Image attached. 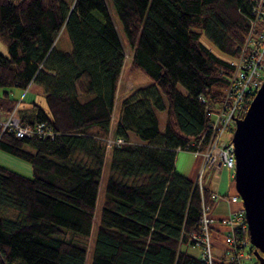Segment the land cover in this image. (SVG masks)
I'll use <instances>...</instances> for the list:
<instances>
[{
	"label": "trees",
	"instance_id": "1",
	"mask_svg": "<svg viewBox=\"0 0 264 264\" xmlns=\"http://www.w3.org/2000/svg\"><path fill=\"white\" fill-rule=\"evenodd\" d=\"M251 2L110 0L130 66L149 82L121 100L110 132L124 51L106 1L0 0V114L18 103L11 89L33 84L45 107L33 102L18 119L52 130L26 139L0 132V151L31 168L26 177L0 165V264H85L88 251L90 264H205L185 248H197L201 203L211 211L215 202L211 172L200 193L174 163L200 139L205 150L209 113L234 71L199 36L234 60L253 20ZM62 35L66 50L57 44ZM108 138L123 142L107 149Z\"/></svg>",
	"mask_w": 264,
	"mask_h": 264
},
{
	"label": "built area",
	"instance_id": "2",
	"mask_svg": "<svg viewBox=\"0 0 264 264\" xmlns=\"http://www.w3.org/2000/svg\"><path fill=\"white\" fill-rule=\"evenodd\" d=\"M252 15L249 30L241 46L239 55L232 61L234 67L233 74L229 81V86L225 91L224 99L220 105L213 108L209 113V140L205 150L200 151L201 139L197 143H191L194 147L195 155H202L203 164L197 172L195 183L201 193L204 172L210 171L211 175L216 174L220 168L234 170V152L230 141H221V135L232 133L234 129L233 119L240 118V114L245 111V100L254 96L264 79V0H252ZM250 101V100H249ZM17 106L10 112L0 117V132L10 131L17 138H49L52 137V130L46 123L38 122L34 124L22 123L15 115ZM247 107V106H246ZM121 139H106V148L110 145H121ZM210 199L218 200V194L211 193ZM229 200L239 202L240 208L234 211L224 222L229 226L227 234V246L220 254L221 264H252L253 254L249 250L254 248L249 242L247 226L245 223L244 211L237 194L231 196ZM208 205L201 203V216L199 220L200 234L193 235L194 247L199 248L200 258L205 264H212L214 256L211 249L210 231L213 224L209 216Z\"/></svg>",
	"mask_w": 264,
	"mask_h": 264
},
{
	"label": "water",
	"instance_id": "3",
	"mask_svg": "<svg viewBox=\"0 0 264 264\" xmlns=\"http://www.w3.org/2000/svg\"><path fill=\"white\" fill-rule=\"evenodd\" d=\"M233 184L257 264H264V79L241 118L233 119Z\"/></svg>",
	"mask_w": 264,
	"mask_h": 264
},
{
	"label": "rangeland",
	"instance_id": "4",
	"mask_svg": "<svg viewBox=\"0 0 264 264\" xmlns=\"http://www.w3.org/2000/svg\"><path fill=\"white\" fill-rule=\"evenodd\" d=\"M105 1H106V5L108 8L107 10L110 14L114 28L117 32L119 39H120L119 41H121V43H122L123 51H124V63H123L122 69L120 71L119 82H117L118 87H117L116 96H115V103H114L115 106H114V111H113V116H112V122L110 124L112 126L114 119H116V117L119 114L121 100L124 97L131 94L132 92H134L137 88L142 87L144 85H147L149 82L143 76V74H141L139 71L131 68L130 60H131L132 50L127 45V42H126L125 37H124L122 26H121L120 22L117 20L116 15L114 14L110 0H105ZM199 37H200L199 41L205 47H207L214 55H216L217 57H220L224 60H227V61H230V60L233 61L231 58L220 53L218 51V49L205 37L204 34H201V36H199ZM57 44L62 49L66 50L69 48V43H68L67 37L65 35L60 36ZM177 89L179 91H183V90H181V88L179 86L177 87ZM0 93H1V90H0ZM23 94H24V89L23 90L11 89V92H10L11 98L16 99L18 102L20 101V97ZM34 101L37 105H40V106H42L44 103L40 94H37V93L34 96ZM17 111L18 110L16 109V111H15L16 116H17ZM0 115H2L0 117H3L5 114H0ZM164 118H165L164 112L158 113L159 129L161 130V132L164 128ZM231 136H232V133H224L220 136L221 141H224V142L230 141L229 139H231ZM107 149H109V147H107ZM197 159H198V156H196L195 153L188 152V151L176 152V158H175V160H176V163H175L176 164V166H175L176 171L181 172V173L182 172L185 173V170H187V168L193 162L195 163V160H197ZM0 165L7 167L13 171H16L19 174H22L26 177L31 176V171H30L31 168L26 162L21 161L20 159H17L11 155H8L2 151H0ZM216 173H218V172H216ZM106 175H107V170L104 168V170L102 172V177H101V186L103 185L104 177H106ZM213 175H215V174H212V176ZM208 180H209V182H208L209 187L212 189H215V190L218 189L217 194L220 193L218 195V200H215V202L213 203L214 206L209 213V216L213 219V224H211V225L214 228V227H216L215 224H217L220 219H227L230 216L229 212L231 210H230L229 204L226 201V198H224L222 196L225 194L224 192H226V183H225L224 178L221 177L220 178L221 181H214L211 177H209ZM101 186H100V191L98 193V197L96 200V209H94L95 210L94 219H93L91 234H90L89 242H88L89 243L88 244L89 250H91V245L93 244V241H94L96 223L98 222L97 219H99V211H100L102 192H103V190H102L103 186L102 187ZM232 187H233V184H232ZM215 215H217V216H215ZM210 235H211V237H210L211 245L210 246L212 249V253H214V249H213L214 238H215L214 235H216V234L214 233V231H212V234H210ZM226 246L227 245L225 244V247L222 249V251L226 249ZM185 250L189 255H192L194 257L200 256V250L198 248L187 247V248H185ZM85 264H90V252L89 251H88L87 256H86Z\"/></svg>",
	"mask_w": 264,
	"mask_h": 264
},
{
	"label": "crops",
	"instance_id": "5",
	"mask_svg": "<svg viewBox=\"0 0 264 264\" xmlns=\"http://www.w3.org/2000/svg\"><path fill=\"white\" fill-rule=\"evenodd\" d=\"M1 44V43H0ZM2 46V47H1ZM0 54L2 55H5L6 54V49L5 47L1 44L0 45ZM40 94V96L42 97L43 99V95H42V90L40 89V87H37L36 85H29L27 87L26 90H24V94L20 97V101L16 104L17 106V110H21V113H18L17 112V117L19 118V115L20 116H23L24 113L22 112H28L29 111V108L31 106V103L35 102L34 101V96L35 94ZM130 95V94H129ZM44 102V100H43ZM40 106V105H39ZM42 108H44V103L43 105L41 106ZM2 116V115H0ZM119 116V114H118ZM118 116L116 117V119H114L113 121V124H115V121L117 120ZM112 124V126H110V132L113 131L114 129V125ZM160 130V129H159ZM161 131V130H160ZM132 137H130L131 139ZM198 156V159L195 160V163L193 162L188 168L187 170H185V173L184 172H179L181 174H183L184 176H186L187 178L191 179V180H196V176H197V172L200 171L201 167H202V164H203V159H202V155H196ZM175 163H176V160H175ZM174 163V164H175ZM176 166V164H175ZM176 169V167H175ZM218 173H216L215 175H211L210 177L214 180V181H221L220 178L223 177L224 180H225V183H226V192H224L225 194L222 195L224 198H226V201L227 203L229 204V207H230V215L238 210L240 208V203L239 202H231L229 200V198L231 196H234L236 194L235 190H234V184L232 182V179H233V173L231 170H226L224 168H220L219 171H217ZM219 178V179H218ZM221 183V182H220ZM232 184H233V187H232ZM210 190L217 194V190L218 189H212L210 188ZM220 193H218L219 195ZM214 206V204H213ZM213 208V207H212ZM211 208V209H212ZM217 213V212H216ZM217 216V215H215ZM225 219H220L218 221L216 225V227L212 228V231H214V233L216 235L215 238H214V245H213V249H214V253H213V256L216 257V258H219L220 257V254L222 252V249L225 247V244L227 245V234L229 232V226L224 222Z\"/></svg>",
	"mask_w": 264,
	"mask_h": 264
}]
</instances>
